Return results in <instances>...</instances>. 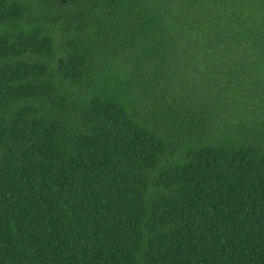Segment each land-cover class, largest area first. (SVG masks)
Masks as SVG:
<instances>
[{
    "label": "trees",
    "instance_id": "trees-1",
    "mask_svg": "<svg viewBox=\"0 0 264 264\" xmlns=\"http://www.w3.org/2000/svg\"><path fill=\"white\" fill-rule=\"evenodd\" d=\"M0 264H264V0H0Z\"/></svg>",
    "mask_w": 264,
    "mask_h": 264
}]
</instances>
